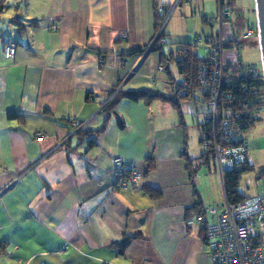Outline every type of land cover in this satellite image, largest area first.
<instances>
[{"label": "crops", "instance_id": "crops-1", "mask_svg": "<svg viewBox=\"0 0 264 264\" xmlns=\"http://www.w3.org/2000/svg\"><path fill=\"white\" fill-rule=\"evenodd\" d=\"M161 7L173 10L164 52L194 42L193 34H214L216 0L8 4L0 20V244L7 246L0 264H212L205 227L187 224L199 206L218 205L202 191L203 169L214 166L202 148V97L179 109L123 100L104 111L119 91L175 95L178 67L161 72L159 51H150ZM253 15V23H235L241 48L258 46L257 35L244 38L257 28ZM10 41L18 49L6 59ZM105 124L104 133H93ZM115 157L135 164L142 187L115 190ZM188 160L197 170L192 178ZM138 234L119 254L115 245Z\"/></svg>", "mask_w": 264, "mask_h": 264}, {"label": "built area", "instance_id": "built-area-1", "mask_svg": "<svg viewBox=\"0 0 264 264\" xmlns=\"http://www.w3.org/2000/svg\"><path fill=\"white\" fill-rule=\"evenodd\" d=\"M216 1L218 12L210 24H215L219 28L218 31L213 35L198 36L196 40L197 45L203 44L206 54L205 62L199 69V86L196 94L203 99L202 110L199 112L203 129L202 148L205 154L213 158L215 170L223 184V178L227 172L244 170L246 173L254 167L252 156L254 141L249 137L241 138L247 129L238 115L224 119L220 125L225 135L226 146L218 141L216 135L218 107L223 94H227L224 88L240 80L262 78L264 82V73L262 67L244 64L241 60V44L236 37L234 22L231 18L233 0ZM158 11L165 16V22L156 41L161 39L160 35L173 13V10L166 12L162 7ZM224 28L227 34H224ZM52 30L58 31L57 27H53ZM253 35H257L259 42L258 28L248 29L244 38H250ZM164 42L165 40L161 39V43ZM228 48H232L238 54L237 64L234 66L226 64L224 54ZM17 49L16 42L6 43L3 48L4 57L13 59ZM159 70L163 72L164 67L160 66ZM175 85L181 90L180 96L188 93L187 81L182 76L178 78ZM227 96L231 98L232 95ZM263 114L264 108L258 110L255 118ZM46 137L45 134H40L37 141L42 142ZM113 164L119 181L115 188L117 192L130 187H142L143 176L134 163L115 157ZM248 183L250 184V180ZM257 188V195L246 197L237 203L229 202L224 191V201L221 204L208 206L204 209V214L188 220L189 225L198 222L205 227L206 244L212 264H264V182L262 179L258 180Z\"/></svg>", "mask_w": 264, "mask_h": 264}, {"label": "trees", "instance_id": "trees-1", "mask_svg": "<svg viewBox=\"0 0 264 264\" xmlns=\"http://www.w3.org/2000/svg\"><path fill=\"white\" fill-rule=\"evenodd\" d=\"M7 0H0V20L5 11L7 10ZM165 21V16H161L159 20V25ZM16 23H19L17 19H15ZM20 24V23H19ZM22 25V24H20ZM163 37V32L161 33V39ZM161 39L157 40L152 46L150 51H159L161 57V63L163 64L166 70H169L170 64L175 63L179 69V74L187 81L188 84V93L184 96H180L181 90L177 89L175 95H165L162 93H154L150 91H137V92H123L119 91L115 94V90L111 93L115 94L112 99L105 106L104 111L109 115L111 111L113 112L118 105L123 100H129L134 102H144L147 105H150L156 101H161L164 103L171 104L174 108L179 109L180 105L184 101H191L194 94H196V90L198 89L199 82V69L200 66L205 62L204 58H200L196 53V47L198 46L196 41L193 43H185L176 50V52L169 51L168 53L163 51L165 44H161ZM146 49L136 50L129 54H125V56H131L137 53H144ZM100 55H107L109 52H103L97 50ZM224 92L227 94H223L219 107H218V125L216 129V135L218 141L223 145L225 144V135L220 129V125L222 121L226 118H229L234 115H238L243 123L246 125V131L252 129L257 123L262 122L264 118L261 116L255 115L258 113V110L264 108V82L262 78L258 79H250V80H240L237 82H233L230 86H226L224 88ZM231 94V98L227 95ZM13 117V115H11ZM105 126L99 131L93 132L96 135H100L105 132ZM91 146L94 143L90 144ZM187 168L189 174L192 177L196 175V167L192 164L191 161L188 160ZM245 171H234L227 172L223 178V186L226 197L229 202L237 203L243 201L246 196L240 193V183ZM196 214L202 215L204 214V209L202 206L196 208ZM191 218V217H190ZM138 235L133 236H124L123 240L116 244L115 247L119 250V254H123V252L129 247L132 240L138 237ZM7 246L5 244H0V255L5 253Z\"/></svg>", "mask_w": 264, "mask_h": 264}, {"label": "rangeland", "instance_id": "rangeland-1", "mask_svg": "<svg viewBox=\"0 0 264 264\" xmlns=\"http://www.w3.org/2000/svg\"><path fill=\"white\" fill-rule=\"evenodd\" d=\"M11 1L12 0H7V5L10 4ZM233 6L235 7V9H237L236 11L238 12V14L237 12L233 13L231 17L234 21L235 27H236L235 23L237 20H239L240 23L242 22L245 23L244 21L247 20V18L250 15V12L252 13V15L249 17V22L253 23L255 0H234ZM218 29L219 28L216 26L213 33L216 34ZM200 33L202 34V30ZM210 33H212V31L209 30L208 34ZM204 34H202L201 36H204ZM224 34H227L226 28H224ZM192 36L193 39H195L196 41L198 36L195 37V34H193ZM257 43L258 46L256 47H253L251 45L242 46V48L240 49V57L244 64L257 65V67L261 68L262 62H261V53L259 49L258 39H257ZM231 50L233 51V49ZM196 53L200 58H204L206 54L204 53L202 44H199L196 47ZM234 54H235L234 56L233 54H231L232 57L230 58L226 57L228 59V60L225 59L226 63L230 60L231 65L234 66L235 64H237L238 54L236 52H234ZM261 117L264 118V114ZM245 137H249L254 141V148L252 150L254 167L252 168V170L247 171L242 177L240 183V193L246 197H252L258 194V188H257L258 180L262 179V181L264 182V120L262 122L257 123L252 129L241 135V138H245ZM194 142L196 143V138H194ZM196 150H198V148H196ZM211 162L212 164H214L213 158L211 159ZM210 168L203 169L202 175L205 177V181H203L204 188L202 189V191L204 194V198L208 203L220 204L224 201V194H222L223 193L222 187L220 185L221 180L217 176L218 174L216 175V170L214 169V166L211 169ZM249 180H250V184L248 183Z\"/></svg>", "mask_w": 264, "mask_h": 264}, {"label": "water", "instance_id": "water-1", "mask_svg": "<svg viewBox=\"0 0 264 264\" xmlns=\"http://www.w3.org/2000/svg\"><path fill=\"white\" fill-rule=\"evenodd\" d=\"M255 13L257 18V28L259 31V49L264 73V0H255Z\"/></svg>", "mask_w": 264, "mask_h": 264}]
</instances>
